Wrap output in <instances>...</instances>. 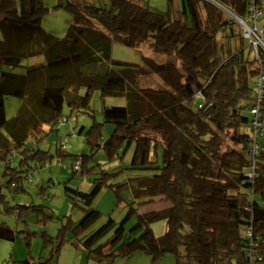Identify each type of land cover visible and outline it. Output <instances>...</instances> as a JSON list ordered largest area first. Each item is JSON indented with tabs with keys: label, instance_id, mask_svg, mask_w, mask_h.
<instances>
[{
	"label": "trees",
	"instance_id": "1",
	"mask_svg": "<svg viewBox=\"0 0 264 264\" xmlns=\"http://www.w3.org/2000/svg\"><path fill=\"white\" fill-rule=\"evenodd\" d=\"M213 1L252 25L245 16L253 0ZM180 2L177 17L162 16L131 0L82 6L69 2L63 7L72 20L64 38H58L40 27L48 12L41 0H0V64L15 69L24 58H43L40 64L24 67L23 74H0V165L7 191H24L28 174L54 158L61 161L71 157L73 161L75 157L60 145L54 154L40 148L58 131L55 125L64 115L65 106L71 112L87 113L94 91H99L102 98H127L126 80L135 82L140 71L111 60L113 42L128 48L147 44L154 52L174 60L153 62L152 67L172 87L169 103L158 105L165 91L140 88L142 108L138 117H131L128 106L104 108L102 122L94 120L84 134L89 154L80 156V173L93 175L98 171V177L92 179L89 193L65 187L73 208L83 213L81 220L67 217L54 237L44 232L42 250L48 251V258L10 264H51L66 241L81 247L88 258L100 264L138 253L153 262L170 254L174 264H250L248 228L256 243L253 264H264V140L256 159L257 177L253 182L245 177L251 166L250 135L245 133L250 127V95L259 76H264V49L247 43L238 34L236 23L220 19L212 3ZM254 3L261 6V0ZM172 5L168 0L170 13ZM262 32L264 37V29ZM198 93L202 100L195 99ZM7 95L20 98L22 103L10 121L4 111ZM107 125L112 126L111 132L103 138L102 130ZM81 132L78 130V134ZM31 137L37 146L29 145ZM129 149L132 155L127 169L134 172L129 179L132 185L117 181L122 170L101 168L96 161L101 152L108 163H123ZM103 188L119 201L129 190L134 200L128 203L114 235L102 243L114 227L113 220L89 235L85 232L99 218L92 203ZM154 197L169 203L166 215H139L136 200L149 202ZM46 209L44 205L11 204L0 193V215L14 216L16 223H24L31 211L46 225L53 219ZM134 216L135 225L126 230L125 224ZM157 220L165 221L161 237L150 228ZM24 232L23 242L29 247L26 224ZM15 234L0 222V240L12 242Z\"/></svg>",
	"mask_w": 264,
	"mask_h": 264
},
{
	"label": "rangeland",
	"instance_id": "2",
	"mask_svg": "<svg viewBox=\"0 0 264 264\" xmlns=\"http://www.w3.org/2000/svg\"><path fill=\"white\" fill-rule=\"evenodd\" d=\"M131 1L143 5L145 8L162 16L174 14L175 17H177L178 11L181 9L180 0H171L173 4V11H171V13L168 7V0ZM205 1L212 3L216 7L217 15L220 19L236 23L238 34L241 35L247 43L252 41L255 43V46L264 49L263 32H260L264 29V0H261V6H256L254 0L251 1V3L254 4L256 12L258 11L261 13V16L257 18L256 22V28L258 31L254 30L255 36L253 35L252 39L246 37L245 27L243 28L233 15L217 6L216 3H213L210 0ZM41 2L43 6L48 9L47 14L41 20V29L55 37L64 38L72 17L64 9L63 5H66L69 2L81 6L92 3L96 5H104L108 0H41ZM251 6L249 5L247 7V14L245 16L250 20H252ZM1 37L2 35L0 32V39ZM237 46L238 43L235 42L234 47L236 48ZM111 60L123 62L124 65L138 68L140 71L138 79L135 82L128 79L126 80L127 98L125 96H106L102 98L99 91H94L89 101L90 109L87 113L78 111L71 112L65 106L63 112L64 115H68V122L60 127L55 134L45 140L40 145L41 149L48 150L50 154H54L56 146L66 141V149L63 150L65 153L73 155L74 157L81 156L82 154H89L84 134L91 127L94 120L96 122H102L103 109L111 107L128 106L131 117H138L142 108L139 98L140 96L138 95L140 88H151L154 90L165 91V95L158 99V105H165L172 100L173 90L171 85L164 81L159 75L155 74L152 69L153 62L157 64L172 62L174 61L172 57L154 52L147 44H142L137 48H128L120 43L113 42L111 45ZM41 61L43 62V58L40 56L31 59L24 58L20 62V67L15 69L0 64V74L11 71L23 74L25 71L24 67ZM175 64L178 66V63L175 62ZM113 73L122 75L120 71H114ZM80 92L83 93V90ZM21 104L20 98L10 95L4 97V111L7 121L12 120L18 114ZM90 113H92V116L89 115ZM111 128V125H107L103 128V138L107 137L109 132H111ZM80 129H82V132L81 134H78V130ZM250 130V127H248L245 130V133L250 135ZM28 143L31 146H37V141L33 137L29 139ZM130 155H132V149L128 150L125 162L120 163L116 160L112 163H108L104 155L99 152L96 156V161L100 164L101 168L111 171H117L118 169L122 170L123 174L117 181H129L132 185L133 182L129 179L133 176L134 172L127 169ZM71 164V157L64 158L61 161L57 158L52 159L44 168H37L31 173L30 181H24V191H21L18 188H12L11 191H7L3 188L6 179L2 178L3 169L0 165V193L5 194L11 204H23L29 206L44 205L47 207L46 211L48 215L53 217L48 224L44 225L42 220L39 218L37 219L31 211L26 214L24 217V223L27 225V230L31 237L30 245L27 247L23 242V238L26 236V232H24L25 224L16 223L14 216L0 215V222L6 223L16 231L15 238L12 242L0 240V264H10L11 261H23L25 259H28L31 262H37L40 256H42L43 259L48 258V251L42 250L44 232L51 237H54L61 228V225L65 223L67 217H71L75 222L81 220L83 213L80 210L73 208V199L65 193V187L79 190L83 193H89L92 190V179L98 177L96 174L98 171H94L93 175H82L80 171L75 174L70 167ZM92 165L93 164H90V167ZM41 189L44 190L43 193H41ZM132 196L133 194H131L129 190L125 191L121 194L123 200L119 201L109 189H101L92 203V208L99 212V218L89 227L85 232V235L91 234L111 219L114 221V227L111 228L101 242L103 243L108 238H111L128 211V203L134 200ZM135 203L134 206L139 215L142 216L150 213H158L161 216H164L170 206L162 197H154L149 202L138 199ZM136 219L137 216L130 218L125 224V229L129 230L132 228L136 223ZM150 228L156 237H161L165 232V221L157 220L152 222ZM68 236L70 237V235ZM81 257H83L82 264L87 262L89 264H100L95 259L88 258L87 254L81 247H74L70 241L65 242L60 255L57 259H53L51 264H81ZM110 264H174V258L172 255L166 254L157 262H153L146 255L138 253L127 259H117Z\"/></svg>",
	"mask_w": 264,
	"mask_h": 264
},
{
	"label": "built area",
	"instance_id": "3",
	"mask_svg": "<svg viewBox=\"0 0 264 264\" xmlns=\"http://www.w3.org/2000/svg\"><path fill=\"white\" fill-rule=\"evenodd\" d=\"M252 5V6H251ZM251 8V17H252V25H248L246 22L241 23V26L243 28L245 27L246 30V37L252 39V36L255 35L254 30L258 31L256 28V22L257 18L261 16L260 12H256L254 9V4H250ZM262 32V30L260 31ZM253 45L252 41L250 42ZM255 46V45H254ZM257 47V46H255ZM264 76L260 75L257 79L255 89L251 93V105L250 109L248 111L249 115V125L251 129L250 133V148H249V156L251 160V166L249 170H247V173L245 174V177L250 181L253 182V180L257 177L256 173V159L259 157L260 153L262 152V141L264 140ZM195 99L202 100V96L200 93L195 95ZM68 122V115H63L55 125V129H59L60 127L64 126ZM60 148L62 150L66 149V141L62 144H60ZM82 159L80 156L75 157L72 161L71 168L75 172H79L81 169ZM11 166H13V163H10ZM31 174H28L27 180L30 181ZM248 243H247V256L249 257L250 264H253V262L256 259L257 253H256V243L253 241L251 228H248L246 231Z\"/></svg>",
	"mask_w": 264,
	"mask_h": 264
},
{
	"label": "water",
	"instance_id": "4",
	"mask_svg": "<svg viewBox=\"0 0 264 264\" xmlns=\"http://www.w3.org/2000/svg\"><path fill=\"white\" fill-rule=\"evenodd\" d=\"M213 3H217V2H215V1H212ZM224 7V6H223ZM226 8V7H225ZM227 10H229L228 8H226ZM231 14L234 16V18L235 19H237L236 21H238L240 24L241 23H244V21L240 18V17H238L237 15H235L233 12H231Z\"/></svg>",
	"mask_w": 264,
	"mask_h": 264
},
{
	"label": "bare ground",
	"instance_id": "5",
	"mask_svg": "<svg viewBox=\"0 0 264 264\" xmlns=\"http://www.w3.org/2000/svg\"><path fill=\"white\" fill-rule=\"evenodd\" d=\"M211 1H213V0H211ZM216 4H217V6H219L220 8H222V9L228 11V13L231 14V12H230L229 10H227L225 7H223L222 5H220V4H218V3H216ZM231 15H232V14H231ZM233 17H234V16H233ZM254 36H255V35H254Z\"/></svg>",
	"mask_w": 264,
	"mask_h": 264
},
{
	"label": "crops",
	"instance_id": "6",
	"mask_svg": "<svg viewBox=\"0 0 264 264\" xmlns=\"http://www.w3.org/2000/svg\"><path fill=\"white\" fill-rule=\"evenodd\" d=\"M31 59V58H30ZM42 62V61H41ZM41 62H39V63H36V64H31V65H29V66H32V65H37V64H40ZM79 252V251H78ZM80 253V252H79ZM82 259H81V264H82V260H83V257H81ZM76 259H77V257H76ZM90 261V260H89ZM80 264V263H79ZM83 264H89L88 262L87 263H83Z\"/></svg>",
	"mask_w": 264,
	"mask_h": 264
}]
</instances>
